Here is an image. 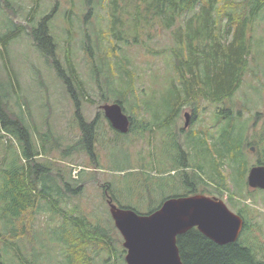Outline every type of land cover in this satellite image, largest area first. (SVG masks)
<instances>
[{"label":"trees","instance_id":"trees-1","mask_svg":"<svg viewBox=\"0 0 264 264\" xmlns=\"http://www.w3.org/2000/svg\"><path fill=\"white\" fill-rule=\"evenodd\" d=\"M40 5L34 0L27 13V24H18L13 17L8 18L7 30L0 34V55H4V48L8 49L12 39L23 33L30 37L44 62L62 81L79 120L81 138L77 143L68 144L63 150L64 155L84 151L97 167L100 165L95 147L100 140L97 118L104 109H100L96 121L91 122L80 113L81 101L90 99L70 53L75 12L73 7H68L64 13L68 48L62 62L58 56L60 43L52 31L57 6L44 12L37 10ZM0 7L12 15L18 14L10 0H0ZM80 12L83 22L80 41L99 86V102H118L126 111L129 98L137 91L135 64L127 52L140 45L142 40H151L155 36L153 29L170 31L167 52L174 76L160 97L155 93L154 101L136 103L141 111L154 113L150 119L146 120L143 112L138 120L129 114V131L137 138L146 139V135L152 136L159 130L167 136L164 141L169 146L165 152V160L172 166L168 175L161 171L154 174V166L149 167V172L138 171L142 174L139 176V194H149L145 213L156 210L172 196L212 195L216 191L220 196L227 194L230 208L245 220L239 238L220 244L193 227L177 237L183 263L264 264V248L248 217L252 205L247 202L259 193L264 194L263 189L252 188L247 181L252 165H264V123L259 130L254 129L262 111L254 113L255 122L250 126L249 120L241 122L243 110L235 106L234 100L246 72L251 70L254 49L259 52L254 30L256 23L264 18V0H81ZM101 13L105 27L92 29V21ZM12 94L13 91L0 80V264H45L50 251L57 250L49 245L46 255L42 249L47 247L46 244L38 240L35 220L44 210L53 220L59 221L50 224L47 230L48 241L61 247L58 261L57 256L54 261L47 257L50 264H95L99 259L103 264H126L123 237L111 213L107 225L102 220L93 222L78 204L70 206L71 200L85 189L84 184L72 176L66 178L64 170L54 171L50 160L42 162L38 159L51 151L53 141L58 145L60 139L54 137L50 125L45 131L34 125L31 127L22 105L17 104L18 111L12 109ZM204 100L217 106L218 129L208 132L190 128L186 139H182L184 129L174 127V122L182 108L188 106L195 123ZM243 107L251 110L245 104ZM109 126L114 135H127L113 128L110 122ZM35 135L40 142L35 140ZM12 137L17 139L18 155L11 149L15 147ZM12 152L15 159H11ZM250 154L254 155V160ZM138 158L143 161V167L152 166L147 156L141 154ZM57 176L63 181L55 179ZM154 180L162 181L155 184L152 183ZM104 184L103 197L107 202L110 198L122 207L141 213L138 205L118 200L115 182ZM125 184L129 193L133 183L126 181ZM155 193L161 197L158 202L154 201ZM53 194L59 196L53 197ZM25 238L30 240L29 244L20 246L18 239Z\"/></svg>","mask_w":264,"mask_h":264},{"label":"rangeland","instance_id":"rangeland-1","mask_svg":"<svg viewBox=\"0 0 264 264\" xmlns=\"http://www.w3.org/2000/svg\"><path fill=\"white\" fill-rule=\"evenodd\" d=\"M10 1L11 4H14V8L16 7L18 14L17 16L12 15L6 8L0 7V34L6 32L8 18L11 19L13 17L18 24L29 23L27 13L33 5L34 0ZM38 1L41 3L37 9L38 11L44 10V12H48L53 9V6H57L54 11L52 31L60 43L58 56L62 59V62L65 60L66 48H68L64 29V13L66 14L68 7H73L76 20L71 27L73 40H71L72 43L70 44V53L85 81L88 98L90 99L88 101H81L80 113L84 115L88 122L96 121V118L99 116L98 111L102 110L103 105L107 104V102H99V86L95 77L92 76L91 62L80 41L83 30L81 24L83 23L81 20L82 12H80L81 0ZM72 2L74 3L73 6L71 5ZM102 17L103 14L101 13V15L94 18L92 29L105 27L106 21ZM255 27V36L258 38L255 42H259V45L257 43L255 45H258L259 52L254 49L255 51L251 55V70L246 72L244 82L234 100L236 101L235 106L243 110L241 122L249 120L250 126L255 122L254 113L262 111L261 117L254 123V129L259 130L264 123V69L262 68L264 67V46H261V44L264 45V18H261ZM153 34L155 36L151 40H142L140 45L131 47L127 52L135 64L133 71L137 91L129 98V103H127L128 111L124 107L123 110L129 117V114L134 115L136 120L141 117L142 112L146 120L154 115L153 112L141 111L136 106V103L141 104L143 100L144 103L154 101L152 96L155 93L160 97L166 89L169 79L174 76L169 61V53L167 52V46L171 42L170 31L166 29L156 31V29H153ZM4 49V55H0V80L5 82L9 91H13V94L10 96L12 109L18 111L19 107L17 104L22 105L28 124L29 122L32 123L31 127L34 125L45 131L50 125L54 137L60 139L58 145L53 141L52 145L54 146L51 151L38 156V159L42 162L50 160L53 170H64L67 172L66 178L72 176L75 179L81 180L84 184L85 189L79 196L71 200L70 206L78 204L93 222L102 220L104 224H110V206L103 197V190L105 189L103 185H106L104 184L106 182H115L118 185L116 192L119 201L138 205L141 213L147 212L148 204L146 201H148L149 194L143 191V195L139 194L141 191L138 187L140 182L139 176L142 177V174L138 173V171L149 172V169H151L149 167L154 166V174L158 175L159 171H161L160 173L168 175L167 172L172 166L169 161L165 160V152L169 149V146L164 141L167 136L159 130H155L152 136L151 134L146 135L148 136L146 139H142L141 136L137 138V135L130 131L125 132L127 133L126 136L121 134H116V136L110 128L109 120L103 110V114L101 113L100 117L97 118V121L100 123L97 137L100 140L95 146L100 156V165L96 167L92 159L84 151L64 155L65 151L63 150H65L66 146L74 142L77 143L81 138L82 132L79 120L75 114L73 101L67 94L65 87H63L62 81L57 77L55 71L50 68V65L44 62L43 57L35 49L30 37L26 33L12 39L8 44V49ZM95 51L98 52L96 48ZM101 79L103 80V76ZM92 99L94 101H91ZM244 104L250 107L251 110L244 108ZM200 109L201 113L197 116L195 123H193L191 120V108L188 106L182 108L180 115L175 121L176 123L174 122V127L184 129L182 139H186L187 131L190 128L206 130L208 132H215L218 129L219 124L216 123L215 119L216 104L204 100ZM187 112L190 113V124L188 127H185V114ZM6 140H8V137ZM35 140L40 142L41 139L35 135ZM12 142L15 147L12 146L11 149L18 155L20 152L16 149L18 148L17 139L12 137ZM15 153H11V159H15ZM140 153L147 156L152 166H142L143 161L141 162L138 158L141 155ZM250 156L252 160L255 159L254 155L250 154ZM81 170H83L82 174ZM171 172L174 173L176 171ZM170 175L172 174H169V177H171ZM55 179L63 181V178L60 176H57ZM126 181H129V184L133 183L135 185L132 184L129 193L127 192ZM161 181L154 180L152 183H161ZM1 182L2 178L0 177V187ZM57 196L59 195L53 194V197ZM209 196L221 198L228 204L226 201L227 194L220 196L216 191ZM140 197L144 198L145 201ZM153 197H155L154 201L156 202L161 200L159 193H155ZM255 197L247 200L252 205L248 217L250 218L251 225H253L254 232L259 235L261 246L264 248V194L259 193ZM255 208L257 209L256 211ZM44 211L35 220V230L38 233V240H41L47 246L46 248H42L44 253L47 255L46 250L49 245L54 246L57 250L50 251L51 254L47 255V257L54 261L55 256H57L56 261H58V258L61 257V247L56 242L48 241L47 230L50 224H55L59 221L53 220L49 212ZM27 223L29 224L30 222ZM118 236L120 235L118 234ZM29 242L28 238L18 239L20 246L25 243L29 244ZM22 248L23 252L27 254L26 249ZM126 253L124 254L125 256ZM47 257L45 264H50ZM95 264L103 263L99 259Z\"/></svg>","mask_w":264,"mask_h":264},{"label":"water","instance_id":"water-1","mask_svg":"<svg viewBox=\"0 0 264 264\" xmlns=\"http://www.w3.org/2000/svg\"><path fill=\"white\" fill-rule=\"evenodd\" d=\"M105 116L116 130L128 132L131 120L120 103L103 105ZM185 127L190 124V113L185 114ZM251 149L254 151L255 147ZM248 185L264 190V165L251 166ZM110 213L123 236L127 264H184L178 235L196 227L217 243L234 242L242 232L245 220L221 198L206 194H191L166 198L159 208L140 213L122 207L108 199Z\"/></svg>","mask_w":264,"mask_h":264}]
</instances>
